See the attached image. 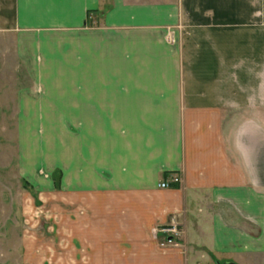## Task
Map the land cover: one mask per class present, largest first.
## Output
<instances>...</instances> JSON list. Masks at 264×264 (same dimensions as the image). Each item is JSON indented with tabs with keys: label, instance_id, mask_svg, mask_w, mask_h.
I'll return each instance as SVG.
<instances>
[{
	"label": "crops",
	"instance_id": "crops-1",
	"mask_svg": "<svg viewBox=\"0 0 264 264\" xmlns=\"http://www.w3.org/2000/svg\"><path fill=\"white\" fill-rule=\"evenodd\" d=\"M255 14L249 0H0L32 83L26 128L53 131L56 259L264 264V89L239 91L234 69L238 23L264 34Z\"/></svg>",
	"mask_w": 264,
	"mask_h": 264
},
{
	"label": "rangeland",
	"instance_id": "rangeland-1",
	"mask_svg": "<svg viewBox=\"0 0 264 264\" xmlns=\"http://www.w3.org/2000/svg\"><path fill=\"white\" fill-rule=\"evenodd\" d=\"M249 1L256 13L254 27H261L264 0ZM247 21L239 22L234 28L238 30L234 69L239 91L249 90L251 86L264 89V57L260 50L264 34L261 28L251 31L252 21ZM222 22L223 27L235 26L226 19ZM3 26L0 28V264H72L70 258L54 257L55 250L68 256L69 249L54 237L53 184L59 174L53 170L52 163L53 131L26 128L20 97L32 83L17 50L19 39ZM177 30H182L181 23ZM246 41L251 43L247 48ZM255 47L260 51L258 66L257 59L251 58L253 52L257 53ZM44 143H48L46 153Z\"/></svg>",
	"mask_w": 264,
	"mask_h": 264
},
{
	"label": "built area",
	"instance_id": "built-area-1",
	"mask_svg": "<svg viewBox=\"0 0 264 264\" xmlns=\"http://www.w3.org/2000/svg\"><path fill=\"white\" fill-rule=\"evenodd\" d=\"M181 181V176L177 174H171L168 180H165L158 184V188L167 189L172 185L180 184ZM161 233L169 237V239L167 238L168 240H165L167 243L173 242L176 238H179L182 235L183 231L178 223V218L176 215L171 217L170 225L168 227L161 228Z\"/></svg>",
	"mask_w": 264,
	"mask_h": 264
},
{
	"label": "water",
	"instance_id": "water-1",
	"mask_svg": "<svg viewBox=\"0 0 264 264\" xmlns=\"http://www.w3.org/2000/svg\"><path fill=\"white\" fill-rule=\"evenodd\" d=\"M230 264H232V263H230Z\"/></svg>",
	"mask_w": 264,
	"mask_h": 264
}]
</instances>
